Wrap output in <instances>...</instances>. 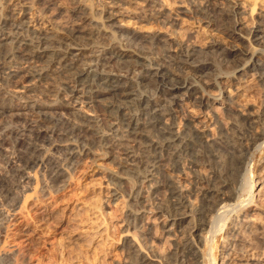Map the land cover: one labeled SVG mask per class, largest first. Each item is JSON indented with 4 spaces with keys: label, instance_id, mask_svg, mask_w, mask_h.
<instances>
[{
    "label": "rangeland",
    "instance_id": "1",
    "mask_svg": "<svg viewBox=\"0 0 264 264\" xmlns=\"http://www.w3.org/2000/svg\"><path fill=\"white\" fill-rule=\"evenodd\" d=\"M207 1L58 0L53 4H37L35 0H0V18L9 16L12 24L16 23L25 29L41 30L59 38H64L73 28H79L83 32L82 36L99 32L98 36L89 41L82 40L81 46L72 45L70 50L76 52L79 47H91L96 51L101 50L102 45H113L126 56L119 61L122 67L131 61H139L144 55H152L155 52V40L171 45L180 41L192 44L197 55L194 63L213 66V70L204 77L217 85L209 90L213 102L227 103L231 97L234 102L230 103V108L241 106L245 114L252 113L259 118L256 129L263 135L247 151L243 170L235 185L238 198L232 202V216L239 213L244 222L240 223L241 234L234 239L236 248L233 247L231 255L236 257L237 264H264V192L256 196L257 188L264 186V0H211L221 9H230L235 3H245L239 12V19L244 26L234 38L224 29L226 22L223 17H212L211 21L197 13V7ZM79 8L81 12L77 11ZM154 14L162 16V19H155ZM256 28L261 30L258 37L251 33ZM132 37L134 40H130ZM223 51L234 53L228 62L222 61L220 55ZM166 61L171 62L168 58ZM83 63H86V68L95 69L89 59ZM254 64L258 65V70H254ZM52 73L49 72L48 79L34 91L25 90L28 92L26 95H22L24 90L11 87L0 78V99L11 105H19L24 101L23 97L29 95L39 102L59 103L72 89L66 84L65 78L56 77L58 75ZM148 87H140V94L152 96L154 86ZM163 99L153 100L158 113H164L171 106V101L178 102L170 99L167 103ZM110 101L106 97L91 106L82 105L88 115L100 122L102 126L99 131L102 132L108 130L105 116L106 105ZM188 111L198 121H207L214 133H220L210 110L208 112L190 106ZM220 111L223 122L233 134L236 131L231 128L233 124L242 130L249 127L244 118H237L230 111ZM53 112L46 115L47 119L56 116V111ZM72 113L65 111L63 114L72 118ZM22 118L39 121L42 116L27 110ZM50 121L46 124L48 127L53 126V121L55 123V120ZM10 123L9 119L0 118V140L6 131L23 125L22 121L17 125ZM65 144L57 142L54 146ZM13 145L14 140H10L5 147L6 157L0 156L1 174L7 172L6 161L8 156L11 157L8 151L13 153ZM46 147L49 151L50 146ZM74 150L83 163L79 170L74 171L72 167L61 164L58 174L47 176L44 170H39L34 175L33 172L31 177L28 175L21 183L19 202H6L0 197V209L9 219V223L0 228V264H138L133 253L135 244L141 247L150 264H168L176 259V253L181 256V252L185 251V242L196 240V233L192 232L189 225L178 229L176 237H168L163 227V216H168L163 208L174 201L171 191L175 190V186L186 190L188 201L199 202L200 187L195 185L189 158H183L181 168L167 171L166 175H156L155 182L166 181L171 188L165 186L152 191L147 187L146 192V187L143 189L137 175L128 169L124 161L122 163V156L116 151L118 149L80 146ZM49 153L54 154L53 151ZM55 157L61 161L57 159L60 157L58 154ZM169 163L167 161L165 164ZM206 173L211 176L213 170L207 167ZM34 187L37 189L36 194L32 190ZM23 203H26V208L20 209ZM138 214H147L146 217L151 219L135 220ZM232 216L227 213L226 217ZM245 220L254 221V228L247 229ZM216 228L218 232L200 246V255H206L203 264H222L224 260L225 254L221 248L224 225H217ZM216 239L219 248L215 254L210 255V245L216 247ZM242 241L248 243L247 247L241 245ZM180 247H183L182 250ZM185 252L179 261L194 264L193 257L187 250ZM160 253H163L162 257Z\"/></svg>",
    "mask_w": 264,
    "mask_h": 264
},
{
    "label": "bare ground",
    "instance_id": "2",
    "mask_svg": "<svg viewBox=\"0 0 264 264\" xmlns=\"http://www.w3.org/2000/svg\"><path fill=\"white\" fill-rule=\"evenodd\" d=\"M55 1L58 0H35L37 4H53ZM244 6L245 3H235L230 9H221L208 0L197 7V13L210 20L212 17H223L222 20L226 22H223L224 29L234 38L244 26L241 18L239 19V12ZM77 11L82 10L79 8ZM153 17L162 19V16L156 14ZM11 22L12 18L9 16L0 18V78L11 87L19 91L24 90L22 95H26L29 91L37 89L39 84H43L48 79L49 72H53L52 74L58 75L56 77L65 78L66 84L71 86L72 90L61 99L62 101L54 104L36 101L29 95L23 97L24 101L19 105H11L0 99V118H7L14 124L22 121L23 124L20 123L22 126L19 128L16 126V129L6 131L0 140V156L6 157L5 147L10 140H14L15 144L13 153L8 151L11 157L8 156L6 161L7 172L0 173V197L6 202H19L21 183L31 177L33 172L34 175L39 170H44L47 176L58 174L61 164L72 167L74 171L79 170L83 163L74 152L75 147L118 149L116 151L121 154L122 163L124 161L128 169L137 175L143 189L146 187V192L147 187L152 191L165 186L171 188L166 181L155 182L156 175H166L167 171L181 168L183 158H189L195 175V185L200 187L199 202L188 201L185 197L186 190L175 186V190L171 191L174 201L163 208V212L168 215L163 216L164 231L168 237H176L178 229L189 225L192 232L196 233V240L185 242L183 247L193 257L194 264H203L206 255H200V246L218 232L217 225H224L221 248L225 255L222 264H237L236 257L231 254L235 247L234 239L241 234L242 215L236 213L232 216V202L238 198L235 185L243 170L246 153L263 134L256 129L259 118L255 114H245L241 106L230 108V103L234 102L233 98L230 97L227 103L213 102L209 90L217 85L204 78L207 72L213 70V66L195 64L194 58L197 55L194 46L188 41L171 45L155 40V52L153 51L152 55H144L139 61H128L129 63L122 67L119 61L126 56L113 45H102L101 50L96 51L91 47H79L76 52L70 50L72 45L81 46L80 43L93 39L99 32L82 36L83 32L79 28L72 27L64 38H59L41 30L25 29ZM259 32L261 30L256 28L251 33L258 37ZM9 45L12 47L9 48ZM233 55L231 51H223L220 56L222 61L228 62ZM167 58L170 63L166 61ZM85 59L94 63L95 69L86 68V63H83ZM117 64L120 66L118 71L115 69ZM257 66L254 64V70H258ZM149 85L155 89L152 96L140 94L139 88ZM106 97L111 100L106 105L105 123L108 130L102 132L99 131L102 126L100 122L88 115L82 105L91 106ZM161 98L168 101L167 103L170 99H176L178 102L171 101V106L164 113H158L153 106V100ZM217 105H220V108H217ZM190 106L210 110L220 133H214L207 121H198L191 115V111L189 114ZM219 109L230 111L236 114L237 118H244L249 127L242 130L233 124L231 128L236 130L233 134L223 122ZM27 110H33L42 116V119L30 121L22 118ZM53 111H56V116L47 119L46 115L54 113ZM65 111H72V118L65 117ZM50 120H55L52 127L46 125ZM57 142L66 144L56 147L54 144ZM46 146H50L48 150L53 151V155L46 150ZM56 154L60 156L57 159L61 161L56 160ZM167 161L171 163L165 164ZM207 167L213 170L211 176L206 173ZM263 187L262 185L257 188L256 196L264 192ZM32 190L36 194V187ZM25 204L23 203L20 209L26 208ZM149 212L151 214V211ZM227 213L232 217L227 218ZM146 215L138 214L135 220H150ZM253 222L247 220L246 228L253 229ZM8 223L9 219L0 209V228H4ZM217 242L218 239L216 247L210 245V255L215 254L219 248ZM247 244L246 241L241 242L243 247H247ZM133 253L138 264H150L138 244L133 245ZM159 255L162 257L163 253ZM181 256L176 253L174 259V254V258L171 256L174 260L168 264H185L183 260L179 261Z\"/></svg>",
    "mask_w": 264,
    "mask_h": 264
}]
</instances>
